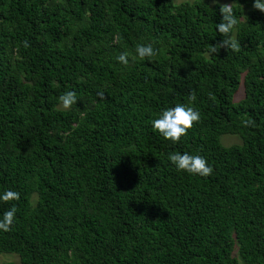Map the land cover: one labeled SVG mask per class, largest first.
Masks as SVG:
<instances>
[{
    "label": "trees",
    "instance_id": "1",
    "mask_svg": "<svg viewBox=\"0 0 264 264\" xmlns=\"http://www.w3.org/2000/svg\"><path fill=\"white\" fill-rule=\"evenodd\" d=\"M228 1L239 50L213 53L219 5L0 0V190L20 193L0 203L18 258L1 264H264V12ZM176 103L201 120L173 144L151 120ZM174 151L213 172L177 171Z\"/></svg>",
    "mask_w": 264,
    "mask_h": 264
},
{
    "label": "clouds",
    "instance_id": "2",
    "mask_svg": "<svg viewBox=\"0 0 264 264\" xmlns=\"http://www.w3.org/2000/svg\"><path fill=\"white\" fill-rule=\"evenodd\" d=\"M212 3L219 5V0H212ZM252 6L260 12H264V0H254ZM219 8L222 19L216 25V30L225 38L213 45L210 51L217 53L221 48L238 51V41L227 38L238 26V18L235 16L231 4L219 5ZM157 52L158 49L154 47L152 42L140 43L135 47V53L141 60L153 57ZM116 60L125 66L129 64V57L126 52H122L116 57ZM100 96L102 98L103 94L101 93ZM190 99L193 101L196 99L194 92L190 93ZM58 101L64 109H69L77 102V94L72 90L65 91L58 97ZM200 120L201 113L195 107L184 103H176L173 106L162 108L151 120V127L154 132H158L164 139L176 144L187 134L193 124L198 123ZM244 123L245 126H248L251 121H245ZM167 159L177 171L185 172L189 175L207 177L213 172L212 166L202 155L174 151L168 154ZM19 199L20 193L18 191H14L11 188L0 190V203L7 204ZM16 214L17 208L14 204L0 214V232L11 230Z\"/></svg>",
    "mask_w": 264,
    "mask_h": 264
},
{
    "label": "rangeland",
    "instance_id": "3",
    "mask_svg": "<svg viewBox=\"0 0 264 264\" xmlns=\"http://www.w3.org/2000/svg\"><path fill=\"white\" fill-rule=\"evenodd\" d=\"M202 2V3H207L209 5H217V4H213L212 0H173V3L178 5L182 2H189V3H193V2ZM223 4H230V2L228 0H219V5H223ZM243 97V93L240 90L236 95H235V100H240ZM221 142L225 145V146H229V145H235L240 143V139L237 136H223L221 138ZM8 261H14V262H18V258L15 256V254H1L0 255V264L1 263H6Z\"/></svg>",
    "mask_w": 264,
    "mask_h": 264
}]
</instances>
